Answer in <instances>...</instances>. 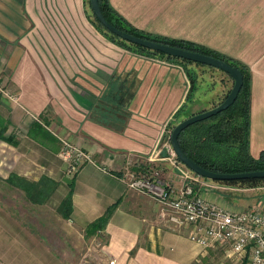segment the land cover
I'll use <instances>...</instances> for the list:
<instances>
[{
    "label": "crops",
    "instance_id": "0c3cea01",
    "mask_svg": "<svg viewBox=\"0 0 264 264\" xmlns=\"http://www.w3.org/2000/svg\"><path fill=\"white\" fill-rule=\"evenodd\" d=\"M108 2L136 28L244 63L248 148L254 157L264 149V0ZM188 78V114L216 104L231 85L214 66L110 40L95 26L87 0H0V82L15 94L0 95V124L16 139L0 138V264H202L207 247L164 221L154 198L117 176L126 156L143 162L159 149L161 130L178 107L185 114ZM124 94L127 101L120 100ZM58 136L87 149L106 171L86 162L67 172ZM11 173L57 183L36 202L6 181ZM70 189L64 216L59 207ZM214 190L198 191L221 208L264 205V184ZM110 204L102 227L89 229Z\"/></svg>",
    "mask_w": 264,
    "mask_h": 264
},
{
    "label": "built area",
    "instance_id": "2783aa9c",
    "mask_svg": "<svg viewBox=\"0 0 264 264\" xmlns=\"http://www.w3.org/2000/svg\"><path fill=\"white\" fill-rule=\"evenodd\" d=\"M0 95L15 99L14 92L1 82ZM165 132L167 128L164 127L160 136ZM169 132L162 147L151 152L143 162L126 156L117 176L126 187L154 198L159 204V216L174 227L187 228V237L192 242L201 247L224 245L233 264L240 260H244L245 264H264V205L231 210L206 201L198 190L216 184L178 160L169 142ZM58 138L59 155L66 164L67 172L74 173L86 162L106 171L87 149L67 137ZM155 159L166 161L175 170L178 179L174 184L163 175L165 170L154 162ZM194 184L199 187L197 191Z\"/></svg>",
    "mask_w": 264,
    "mask_h": 264
},
{
    "label": "trees",
    "instance_id": "16d2710c",
    "mask_svg": "<svg viewBox=\"0 0 264 264\" xmlns=\"http://www.w3.org/2000/svg\"><path fill=\"white\" fill-rule=\"evenodd\" d=\"M97 1L103 17L118 29L124 30L142 38H147L161 43L215 56L227 62L228 64L237 67L241 71V84L233 101L214 114H211L203 119L196 120L183 127L177 134V142L186 155H188L197 164L209 170L219 172H234L264 168V149H261L258 155L254 157L250 154L248 148V116L250 95V72L248 67L239 60L217 52L204 45L180 38H171L154 34L136 28L120 15L109 4L108 0ZM93 20L95 22V26L101 32H103L110 40L120 45L133 47L146 53L158 54L159 56H163L165 58L192 61L178 56L167 55L160 51L141 48L137 44L123 40L117 35L108 31L94 18V16ZM228 89L225 91L221 99L226 95ZM124 92L126 93L127 90ZM120 100L124 101L122 98H120ZM179 109L180 107L175 110L173 114L174 116L177 115V111ZM38 126L39 124L35 123L33 127L39 128ZM5 130L6 124L1 123L0 138L15 144L16 139L14 135L5 134ZM44 130L46 133L48 132L46 129ZM257 180H264V178H238L217 181H240L254 183ZM6 181L24 189L26 195L36 202L46 199L57 183L56 180H53L51 177L46 175L41 176L38 180H31L16 173L9 174V176L6 178ZM113 205L114 204L108 205L100 216L88 224V228L94 229L102 227L109 213L111 212ZM59 209L64 216H67L71 211V189L69 190L66 197L62 200Z\"/></svg>",
    "mask_w": 264,
    "mask_h": 264
},
{
    "label": "water",
    "instance_id": "95a60500",
    "mask_svg": "<svg viewBox=\"0 0 264 264\" xmlns=\"http://www.w3.org/2000/svg\"><path fill=\"white\" fill-rule=\"evenodd\" d=\"M88 2L91 13L94 16V18L98 22H100L108 31L117 35L121 39L137 44L141 48H147L153 51H160L167 55L178 56L192 61L208 64L225 71L228 74V76L231 78V85L226 95L216 104L208 108L201 109L197 112L188 114L185 117L178 120L175 124H173L169 132V142L171 148L175 156L178 158V160H180L185 166H187L192 171L206 178L216 179V180L238 179V178H264V168L234 171V172H219V171L206 169L201 165L197 164L196 162H194L188 155H186L177 142V134L183 127L196 120H200L211 114H214L215 112L226 107L229 103L233 101V99L236 96L237 90L241 84V79H242L241 71L237 67L232 66L215 56L197 52L194 50L185 49L178 46L161 43L147 38H142L137 35L128 33L124 30L118 29L103 17L97 0H88ZM189 81L191 82L192 79H190Z\"/></svg>",
    "mask_w": 264,
    "mask_h": 264
},
{
    "label": "rangeland",
    "instance_id": "374dc122",
    "mask_svg": "<svg viewBox=\"0 0 264 264\" xmlns=\"http://www.w3.org/2000/svg\"><path fill=\"white\" fill-rule=\"evenodd\" d=\"M189 80L190 79L188 78V81H187L188 85L186 87V93H185L186 99L188 98V100H187V104L188 105H184V106L187 107L186 111H185V114L183 112L181 113V112L178 111V114L171 118V122L169 123V125L167 127V132H165L164 134H162V136H160L158 138L157 147H162V144L167 139L168 131H170L171 126L173 124H175L181 118L185 117L190 111V108H188V107H189L190 103L192 102L191 99L189 98L190 96H192V94H191L192 88H190L191 82ZM124 86H125V90H127L126 93H131V91H130V86L131 85H129V84L126 85L125 84ZM127 99L128 98H127L126 94H124L123 100L127 101ZM161 103L162 104L164 103V99H161ZM196 103L200 104L201 102L196 101ZM212 103H215V102L213 101ZM152 107H153V105H152ZM155 107H156V105H155ZM197 111H199V110L196 109L194 112H197ZM156 161L159 162L161 160H159V161L156 160ZM162 161H164V160H162ZM164 162H165V164L159 163L161 166H163V169L165 170L163 175L167 176L168 180L171 181L174 184L175 181L177 180L176 177H175V175H176L175 170H173L168 165V163L166 161H164ZM166 169H168L169 171L166 172ZM208 179H210V178H208ZM210 180H212V182L214 184H216V185L211 187V188L210 187L209 188L201 187V188L202 189H209V190L215 189L214 191H218L219 190L218 191L219 193H223V192H220V191L221 190H225L226 188H229V187L232 188V189H238V188H242V187H254V186H257V185L264 184V180H257L254 183L240 182V181L222 182V181H217V180H213V179H210ZM194 187H196V191L199 188L198 186H196V184H194ZM240 194H243V193L241 192ZM208 202H210V201H208ZM210 203H212V202H210ZM212 204H214V203H212ZM219 208H221V207H219ZM222 209H226V208H222ZM231 210H234V209H231ZM202 264H233V263L231 262V258L229 256H227V252H226L225 246L217 244V245H213V246L207 247V254L205 255V259L203 260ZM237 264H245V261L244 260H240V261H238Z\"/></svg>",
    "mask_w": 264,
    "mask_h": 264
}]
</instances>
